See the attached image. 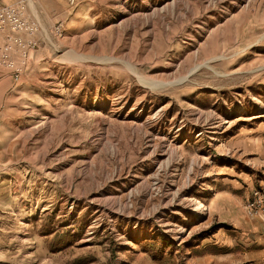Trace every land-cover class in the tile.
Masks as SVG:
<instances>
[{
  "label": "rangeland",
  "instance_id": "1",
  "mask_svg": "<svg viewBox=\"0 0 264 264\" xmlns=\"http://www.w3.org/2000/svg\"><path fill=\"white\" fill-rule=\"evenodd\" d=\"M45 1L0 90V264H264V0Z\"/></svg>",
  "mask_w": 264,
  "mask_h": 264
},
{
  "label": "built area",
  "instance_id": "2",
  "mask_svg": "<svg viewBox=\"0 0 264 264\" xmlns=\"http://www.w3.org/2000/svg\"><path fill=\"white\" fill-rule=\"evenodd\" d=\"M81 0H67L76 7ZM0 34L3 44L0 51V69L7 70L14 83H18L27 73L33 55L41 46L40 36L46 37L44 26L33 12L31 0L0 8ZM57 39L65 36L64 23H58L52 30ZM246 210L251 217L264 218V188L251 192Z\"/></svg>",
  "mask_w": 264,
  "mask_h": 264
},
{
  "label": "crops",
  "instance_id": "3",
  "mask_svg": "<svg viewBox=\"0 0 264 264\" xmlns=\"http://www.w3.org/2000/svg\"><path fill=\"white\" fill-rule=\"evenodd\" d=\"M20 1H22V0H0V8H2L4 6L16 4V3L20 2ZM87 1L88 0H81L76 7H71V9L72 10H76L82 3H87ZM66 2H67V0H66ZM43 3L46 5V8L51 13L57 12L60 8H62V7L64 8L65 7L64 1L62 2V0H46ZM41 8H42V6H41ZM45 12H46V10L44 9L43 13L45 14ZM59 17H61V15ZM52 21H55V19H53ZM52 28H53V26H49L48 27V29H51V30H52ZM3 38H4L3 35L0 34V51H1L2 44H3ZM36 53L33 55L32 62L30 64V66L32 65L34 60H36L35 58L38 57V55ZM30 68L31 67H29L28 72H29ZM5 79H10L11 80L10 73L7 70L0 69V90H2L3 88L6 87V84L3 83V81Z\"/></svg>",
  "mask_w": 264,
  "mask_h": 264
},
{
  "label": "bare ground",
  "instance_id": "4",
  "mask_svg": "<svg viewBox=\"0 0 264 264\" xmlns=\"http://www.w3.org/2000/svg\"><path fill=\"white\" fill-rule=\"evenodd\" d=\"M31 5L33 6L34 4H33V2H32V0H31ZM35 7V6H34ZM127 67L132 71V72H134L135 73V68H133L131 65H127ZM135 70V71H134ZM138 76V75H137ZM141 81L145 84V85H149V86H151V87H154V88H157V87H161V86H165V85H168L167 83H153V82H149V81H147V80H144V79H141ZM156 82V81H155ZM204 210V205L203 204H201V203H197L196 204V209H195V212H197V213H201L202 211Z\"/></svg>",
  "mask_w": 264,
  "mask_h": 264
}]
</instances>
